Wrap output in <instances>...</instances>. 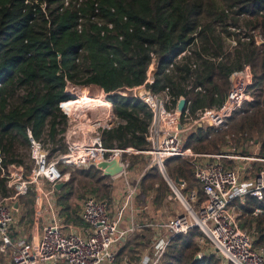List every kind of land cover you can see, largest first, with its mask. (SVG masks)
I'll list each match as a JSON object with an SVG mask.
<instances>
[{"label": "trees", "instance_id": "1", "mask_svg": "<svg viewBox=\"0 0 264 264\" xmlns=\"http://www.w3.org/2000/svg\"><path fill=\"white\" fill-rule=\"evenodd\" d=\"M252 30L264 39V0H0V199L14 192L2 168L22 163L17 154L19 147H28L27 130L35 139L60 141L57 136L67 124L64 110L72 101L67 80L103 93L139 84L154 92L169 87L175 99L186 98L188 112L195 115L199 109L220 106L231 85L230 75L248 64L253 101L232 114L227 130L193 126L184 135L183 148L216 153L228 143L227 135L254 143L256 132L259 154L264 156V41L256 43L249 35ZM244 36L249 40H242ZM230 38L235 44L226 47ZM187 50L189 54L178 58ZM80 59L86 67L82 80L77 79ZM169 64L173 67L167 71ZM15 85L24 93L10 105L6 89ZM79 98L71 108L95 99L84 93ZM105 99L125 123L102 130L104 146L144 148L150 109L116 93ZM67 149L64 146L62 152ZM164 164L171 177L184 182L185 191L195 187L193 166L186 158L172 157ZM149 169L141 180L152 182L158 167ZM109 179L95 166L79 169L55 190L57 202L67 206L74 181L94 192L102 184L108 188L104 196H110ZM162 183L166 190L168 185ZM27 192L36 194L31 185ZM238 210L241 226L250 230L254 247L264 254V196L262 200L246 196ZM200 235L198 227L174 235L158 264H233L216 253L195 260Z\"/></svg>", "mask_w": 264, "mask_h": 264}, {"label": "built area", "instance_id": "2", "mask_svg": "<svg viewBox=\"0 0 264 264\" xmlns=\"http://www.w3.org/2000/svg\"><path fill=\"white\" fill-rule=\"evenodd\" d=\"M249 35L253 36L256 43L264 41L256 30H252ZM241 39L249 40V36L241 37ZM228 41L230 47L235 44L233 38ZM185 53L189 54L190 51H183L178 58ZM172 67L173 64H169L167 71ZM230 79L231 85L224 102L218 107L199 109L195 115H190L188 112L187 100L183 111L177 108L179 99L184 96L175 99L169 87L154 92L139 84L121 86L111 93H103L92 88L100 92L97 95L87 94L94 97V100L79 102V106L71 112L64 110L70 118L69 126L63 133L68 149L52 160H48L42 141L35 139L30 130H27L29 157L32 161L29 174L24 175L22 168H15V164L7 165L6 170L2 168V175L6 176L7 185L14 192L9 198L0 199V251L5 252L11 247L12 264H40L56 261L65 264L114 263L116 253L112 245L124 233L131 232L137 227L135 224H131L127 229L119 227L124 210L132 206L136 189L129 188L115 218L112 217L106 200L87 196L83 201L81 214L90 228L85 230L89 231L87 237L62 231V225L53 211L51 195L55 189L54 185L68 180L69 177L68 172L60 171L59 163L71 167L89 168L119 153L124 166V171L121 173L126 174L128 162L123 157L126 149L105 147L101 136L102 130L125 123L124 119L114 114L111 102L105 99V96L116 93L141 101L152 112L145 133V147L139 150L147 157L148 166L155 165L163 172L167 159L184 157L193 166V176L197 184V188L183 194L181 186L170 178L168 183L175 197L182 203L183 211L163 223L155 224V226L165 227L170 236L167 239H158L153 244L151 258L135 263L124 261V264H158L171 238L176 234L186 233L194 227H198L201 231L200 238L197 240L200 247L197 254L200 257L216 253L223 262L264 264V254L254 247L251 232L241 226L238 210V204H244L246 196L257 200H262L264 196V156L259 154V143L253 146V151L249 154L230 151L208 154L183 148L184 135L193 126L205 124L207 120L209 122L207 126L221 128L243 103L253 101L250 93L252 72L248 64L235 70L230 75ZM70 84L71 82L67 80L66 91L72 95L70 100L81 99L79 95L75 96L68 90ZM198 89L201 88L197 87L196 90ZM72 123L74 125L70 126ZM235 160L244 161V166L239 167L224 162ZM255 163L259 164L254 170ZM40 178L50 185V190L45 192L40 188V192L53 218L50 223L43 226L36 245L24 238H16L14 241L10 235L14 216L7 199L26 194L29 185H38ZM199 191L203 194V199L200 198ZM259 211L256 209V212ZM204 239L209 241L212 250L204 251L202 248Z\"/></svg>", "mask_w": 264, "mask_h": 264}, {"label": "rangeland", "instance_id": "3", "mask_svg": "<svg viewBox=\"0 0 264 264\" xmlns=\"http://www.w3.org/2000/svg\"><path fill=\"white\" fill-rule=\"evenodd\" d=\"M225 42H226V47H229L230 42L228 41V39ZM78 63L80 64L79 65L80 72H78L77 79L82 80L83 77L85 76L84 72L86 71V67L82 63L81 59L79 60ZM229 80H231L230 77H229ZM79 82L80 81L71 82V84L68 87V90L71 91L75 96H78L81 93L96 94V95L98 93H100L97 90L94 91V89L89 88V87H87V86H85ZM6 91H7V102L10 105L18 103L21 99L22 94L24 93V89L22 87H17L16 85L15 86H8ZM70 104H71V102H70ZM77 106H79V105H77ZM75 107L71 108V110L73 111L75 109ZM67 111H69L68 108H67ZM229 119H230V117L227 119V123L225 126H223L221 128H214V127L213 128L216 130H221V131L227 130L228 126H229ZM68 122L70 123V118L67 117V124H66L65 130H66L67 126H69ZM88 123H90V122H88ZM72 125H74V123H72L70 126H72ZM205 125H209V122L207 120H205ZM63 133H60V135L57 136V138H60V141L58 143H54V142L52 143L47 139L41 140L44 149L47 151L48 160H52L58 154L63 153L62 149H64V146H66V144L64 142ZM252 135L257 136V133L254 132ZM246 137H247V135H246ZM225 138H226V140H229L228 144H230L231 146L234 145V147L240 146L241 141L244 142L241 139H239L240 141L237 142L236 140H238L239 137L237 135H234V134H229ZM52 149H56V150L53 151ZM18 150L19 151H18L17 157L22 160L21 165L24 169L23 170L24 175L25 174L27 175V174H29V171H30V168L32 165V161L29 157L28 147L27 148L19 147ZM197 153H201V152H197ZM123 156L126 159V161L128 162L126 174L121 173V175H116L115 177H110V179L108 181L106 180L107 185H110V188L112 189L110 196H109V194L107 196H104V191L108 188L104 187L102 184H100L101 187L99 188V190L94 192L91 190V188H81L80 185L76 181L73 182V184L71 186V195H69V198H67L65 200L66 204L68 205L67 208H70L71 217H69V219L72 220V222L73 221L75 222V220H76L75 213L80 209L81 202L83 201V199L86 196L92 195L98 199L106 200L108 203L111 204V207L113 208V206L120 199V197H119L120 193H122L123 195H126V192H122V189H124V187H125V190L126 189L129 190V188H135L136 189L134 192V195H133V202H132L131 208L138 212V215L141 218L140 221H142L143 219L145 220L149 217L155 218V219L160 220V221L166 220L168 217L170 218V216L171 217L175 216L177 213L181 212L182 204L180 205V202L175 197V194L172 191L171 187L166 182V179L164 177L163 172H161L159 169H157L155 171V173L153 175H151V176H153L152 182L150 181L149 178L145 180V177H143L141 180V177L146 172L151 171L149 169V166H148L149 161H148L147 157L143 153L137 152L133 149H128L126 151V153L125 152L123 153ZM132 161L133 162L135 161L133 163L134 167L131 165ZM257 164H259V163L254 164V170H255V167H257ZM58 167H59V169H61L62 167L65 168L64 173L68 172L69 177L73 173H78L79 169H87V168L71 167V166H67V165H63V164H59ZM138 171H139V173H138ZM131 172H132V174H131ZM69 177H68V179H69ZM171 178L174 179L173 177H171ZM162 182H164L168 185V187H166L167 188L166 190L164 189V184ZM194 184L196 185L195 181H192L191 185H194ZM38 185H39V192H40V188L43 189L45 192L47 190H50L49 184L43 178H40L38 180ZM31 186H34V185H31ZM162 192L165 194H162ZM182 192H183V194H185V191L182 190ZM27 193L23 195L26 197L25 198L26 200H28L29 198H32V196H34V195L28 196ZM53 197H54V195H53ZM54 198H56V201H58L57 200L58 197L56 194H55ZM59 207L56 204V208L59 209ZM60 210H59V212H60ZM146 213L149 215V217L147 216ZM76 222L78 224L79 223L81 224V222H79V221H76ZM248 231L250 232V230H248ZM199 238L200 237H197V240ZM143 246H144V248H146L145 245H142V249H143ZM202 247L204 249L206 248L207 250H212L211 245L207 239L203 240Z\"/></svg>", "mask_w": 264, "mask_h": 264}, {"label": "crops", "instance_id": "4", "mask_svg": "<svg viewBox=\"0 0 264 264\" xmlns=\"http://www.w3.org/2000/svg\"><path fill=\"white\" fill-rule=\"evenodd\" d=\"M201 126H207V125L202 124ZM257 143H258V138L255 136L254 143L248 140H244V142L241 141V145L238 147H234V145L231 146L228 143H227L228 145L223 144L220 147V151L216 153L223 152V151H230L233 153L242 152L244 154H249L250 151H253V146L258 145ZM128 149H126V151ZM135 151L139 152V150H135ZM216 153H208V154H216ZM224 162H227L229 165H234V166H239V167H243L245 164V162L242 160L224 161ZM11 164H14V163H11ZM16 167H21L22 170H24L21 164H15V168ZM150 167L151 166H149V168ZM241 172L243 173L242 169H241ZM118 175H121V174H118ZM166 182L168 183L167 180ZM177 184L181 186V189L183 191H185V184L183 181L182 183H177ZM30 185H34L33 188L36 192V194L32 196V198H29L28 200H26L25 199L26 197L22 195L21 199L18 197L7 199V202H9V204L11 205V211L14 216V222L10 229V235L12 236V239H14V241L16 238H24L30 241L33 245H36L39 240L43 226L45 224L50 223L53 217L50 213L49 208H47L46 206L45 199L43 198L41 192H39V185L37 184H30ZM194 188H197V184L195 185ZM55 190L58 191L60 189L55 188L53 191L54 194L52 193L51 195L53 206H54L53 211H54L56 219L62 225V231H64L65 233H75L77 235H82L84 237H87L89 231L86 232L85 230H90V228L88 224L82 219V216H81L83 201L87 196L81 202L80 209L75 213V216H76L75 222L74 221L72 222V220L69 219V217H71L70 208H67L68 205L67 206L61 205L62 207L60 206V204L56 201V198H54ZM188 191H185V194H187ZM122 192H126V195H127L128 190L127 189L125 190V187H124V189H122ZM126 195H123L122 193H120L119 195L120 199L119 201L117 200L118 202L113 206V208L111 207V204L108 203L112 217L114 218L117 217L118 211ZM88 196H92V195H88ZM9 197L10 196H8V198ZM100 200H103V199H100ZM56 204L58 207L60 206L59 209L56 208ZM181 204L182 203L180 202V205ZM182 211H183V205H182L181 212ZM147 216L149 217L148 214ZM149 218H147L148 220L143 219L142 221H140L141 218L138 215V212L136 210H133L130 207H127L124 210L120 218V224H119L120 229H127L131 224H135L137 225V227L135 228V230L131 232L124 233L112 245V249L116 253L115 261L113 264H124V261H127L129 263L131 262L135 263L141 260H146L148 258H151L153 254V249H152L153 244L158 239H161V238L167 239V237L170 236L169 231L165 227L155 226L156 223L165 222L169 217L166 220H161V221L155 218H152V217H149ZM76 221L81 222V224L80 223L78 224ZM142 245H145L146 248H144L143 246V249H142ZM199 250H200V247H199ZM206 250L207 249L205 248L204 251ZM10 251H11V247H9L5 252L0 251V264H12L11 257H10ZM40 264H65V263L56 261V262H44Z\"/></svg>", "mask_w": 264, "mask_h": 264}, {"label": "water", "instance_id": "5", "mask_svg": "<svg viewBox=\"0 0 264 264\" xmlns=\"http://www.w3.org/2000/svg\"><path fill=\"white\" fill-rule=\"evenodd\" d=\"M185 106H186V98L185 97H181L178 101V104H177V108L180 110V111H183L185 109ZM179 126H181V124H179ZM198 126H201V124H199ZM121 160H122V157L119 153H116L114 155L113 158L111 159H104V160H101L99 162H97L95 164V167L101 171V175L102 176H109V177H113V176H116L118 174H120L121 172L124 171V166L123 164L121 163ZM163 174H164V177L167 181L170 180V176L167 174L166 170L164 169L163 170ZM174 182L176 183H182L181 180H179V178L175 177L173 179ZM65 184L64 181H60L58 183H56L54 185V187L56 189H60L63 185ZM200 258V255L199 254H196L194 259H199Z\"/></svg>", "mask_w": 264, "mask_h": 264}, {"label": "bare ground", "instance_id": "6", "mask_svg": "<svg viewBox=\"0 0 264 264\" xmlns=\"http://www.w3.org/2000/svg\"><path fill=\"white\" fill-rule=\"evenodd\" d=\"M77 100H78V99H77ZM77 100H72V101H71V104H70V103H69L70 105L68 104L67 108H68V110H69L70 112L72 111V110H71L72 105H73ZM93 100H94V99H93ZM90 101H91V100H90ZM97 102L99 103V101H97ZM74 107H75V106H74ZM75 108H76V107H75Z\"/></svg>", "mask_w": 264, "mask_h": 264}]
</instances>
